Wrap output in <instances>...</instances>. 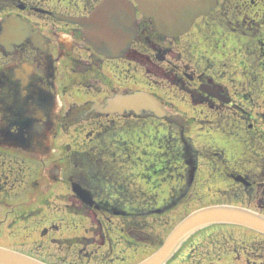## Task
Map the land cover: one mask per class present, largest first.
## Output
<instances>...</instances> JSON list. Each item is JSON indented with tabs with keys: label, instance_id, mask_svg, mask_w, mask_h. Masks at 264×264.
Returning a JSON list of instances; mask_svg holds the SVG:
<instances>
[{
	"label": "flooded vegetation",
	"instance_id": "flooded-vegetation-1",
	"mask_svg": "<svg viewBox=\"0 0 264 264\" xmlns=\"http://www.w3.org/2000/svg\"><path fill=\"white\" fill-rule=\"evenodd\" d=\"M100 1L0 0V158L3 159L0 180L11 174L10 165L14 161L24 160L36 166L34 173H28L31 180L27 188L0 187V238H7L0 241V247L45 264H73L75 252L71 248L78 244L77 236L59 234L50 238L49 234L64 224L72 227L70 220L80 216L75 201L84 193L91 202L80 204L81 211L87 212L86 217L94 213L98 219L97 226L90 221L85 228L98 235L91 245L96 248L93 251L96 257L118 259L121 244L134 249L141 245L151 248L149 256L174 226L164 238L155 240L145 219L162 216L188 201L196 183L200 157L208 163L207 182L217 177L229 181L228 185L223 183L224 190L215 189L220 193L230 191L226 201L264 215V0H216L215 8L197 18L188 32L169 39L158 33L151 18L138 14L137 35L128 53L111 60L88 50V57L83 58L80 53L84 50L83 29L58 16H87ZM50 20L51 25L46 26ZM12 25L19 29L17 36L9 30ZM160 39L163 46L158 44ZM41 40L44 44H39ZM143 46L149 47L147 57L142 53ZM68 56L79 79L56 87L54 65ZM128 56L130 61L123 62ZM109 62L116 71L122 69L117 82L109 81L111 78L104 70ZM138 72L143 74L147 92L161 101L166 115L182 116L184 122L158 119L149 113L144 118L147 127L141 130L142 121L128 122L140 121L143 114L100 112L96 104H105L117 94L139 91L133 89ZM159 77L161 84L157 82ZM76 90L84 91L88 99L65 105L64 97H70L71 101ZM185 98L203 114L204 118L197 120L208 128H227L233 140L232 156L225 148L195 145L189 135L194 126L191 117L173 101ZM47 124L50 126L45 128ZM157 124L160 126L156 127ZM85 128L96 132L86 141H91L96 152L69 150L70 155L54 158L47 170L49 133L57 136L59 131ZM148 128L155 130L152 135ZM158 128L167 133L161 136ZM172 128L177 130L175 135L169 133ZM142 133L148 137L146 148L154 145L157 149H150V157L146 159H143L146 150L141 147ZM17 134L24 136V140L14 139ZM187 142L196 153L191 185L185 177L188 161H179L174 174L164 175L162 169L153 171L164 166L163 151H169L170 146L184 150L182 146ZM113 161L122 162L123 167L111 170ZM47 172L58 191L64 190L74 197L73 204L65 203L58 210L46 206L49 189L43 186ZM142 180L144 187L138 185ZM135 182L137 186L132 187ZM163 188H168L165 193ZM222 195L227 198V194ZM112 208L118 209L117 220L110 222L113 235L109 225L104 227L107 222L98 217L109 216ZM45 221L52 224L40 231L37 225ZM229 226L202 228L201 236L193 233L166 264L183 261L212 264V260L219 262L229 257L244 264H264V236L243 227H238L242 230L238 233ZM38 233L40 237H36ZM55 238H63L69 245L63 243L58 253L46 257L24 248L34 243L43 245ZM254 247L256 253L252 251Z\"/></svg>",
	"mask_w": 264,
	"mask_h": 264
},
{
	"label": "rangeland",
	"instance_id": "rangeland-1",
	"mask_svg": "<svg viewBox=\"0 0 264 264\" xmlns=\"http://www.w3.org/2000/svg\"><path fill=\"white\" fill-rule=\"evenodd\" d=\"M40 17V16H39ZM47 20V19H46ZM46 26H50L51 25V20L48 21L47 23H45ZM70 43V42H69ZM69 43L67 42V44L69 45ZM158 44L161 46H163V42H161V39L159 40ZM81 45H83L84 50H82V52H80L82 54V57H88V50L92 51L90 49V47L84 42L83 38H82V42ZM59 52V51H58ZM60 53V52H59ZM142 53H144V56L147 57L150 54V50L149 47L143 46L142 49ZM149 53V54H148ZM130 61L129 56L125 59H123V62H127ZM120 62V63H123ZM112 63V62H111ZM109 62V64L107 65V63L105 64V72H107L108 76L111 78V80L109 79V81H115L117 82L118 79V75H119V71H121L122 69H119L118 71H116L115 69H113V65ZM128 63V62H127ZM72 65H73V61L71 57H67L65 59H61L60 63L55 64L54 65V69L55 70V74H56V79H55V83L57 84L56 87H58L59 85H61L62 83H66L69 84L71 82H77L78 78V73L72 71ZM134 67H137L138 65H134L132 64ZM110 67L111 69H107L108 67ZM144 68V67H143ZM141 68V69H143ZM111 70V71H110ZM144 70V69H143ZM131 73V72H129ZM135 80H136V84L133 86V89H138V90H144V91H148L147 87L145 86L144 80H143V74L142 72H138L135 74L134 76ZM126 79V78H125ZM133 82V81H131ZM157 82L159 84L162 83L160 77L157 79ZM88 94H86L84 91L82 90H76L74 93V98L69 101L70 97H64V103L66 104H71V103H76V104H80L83 103L85 101V99H88ZM176 105L178 106L179 109L183 110L188 117H191V124H193L194 126L191 127V132L189 133V135L192 137L193 142L195 143V145L197 147H214V148H219V149H226L227 150V154L232 156V143L233 140L232 138L229 136V131H227V128L225 129H210L207 127L206 123H204L203 121L201 122L200 120H197L199 117L200 118H204L203 114L200 113L199 109L190 105L189 104V100L187 98H185L184 100H179L177 101L176 99L173 100ZM59 106V102L56 98V107ZM195 117V118H193ZM208 117V116H207ZM132 120L134 122H132ZM130 120L128 123H137V122H141L143 119H140V121H136L134 119ZM160 123V122H159ZM201 124V125H200ZM148 125H150L148 123ZM160 126V124H157L156 127ZM147 127V125H143L140 129L143 130V128ZM149 130V135H152L154 133L152 128H148ZM148 129L146 131H148ZM94 132L92 129H84V130H67V131H59L58 135H54L53 132L49 133V137L46 140V153L48 154V152H50V157H48L46 159V164H47V170L53 165L52 161L54 160V158L60 156V155H70L71 152H69V150H73V149H86L89 152L95 153L96 149L91 148V141L86 142L89 138H92V136H94ZM144 133V131H143ZM158 133L162 136V133H167L166 130H163L161 128H158ZM171 134L175 135L177 133V130L175 128H172L170 130ZM146 134V133H145ZM143 135V134H140ZM148 141V137L146 135H143L142 137V150H146L143 153V159L149 158L150 154L149 152L150 149L151 150H157L155 149L154 145H150L148 146V148H146L145 143ZM86 142V143H85ZM85 146H84V144ZM146 148V149H145ZM149 154V155H148ZM23 159V158H22ZM3 159L0 158V163ZM112 164L110 165L111 170H118L120 168L123 167V163L122 162H111ZM142 163V162H140ZM154 163V161L152 160V164ZM199 163H200V168L197 172V179H196V183L193 186V188L191 189V195L188 198V201L180 204L176 209H174L171 212L165 213L162 216H151L146 220V223L148 225V228H152V235L154 234L155 240H159L161 238H164L166 233L169 232L170 227L175 226L180 219H182L184 216H186L187 214H189L190 212L197 210L201 207L204 206H208L211 204H219V203H226L229 201L228 200V196H229V192H219L216 191L215 189H217V187H223L224 184L223 183H227L226 185H228L229 181L226 180V182L222 181L220 179V177H217L216 180H211L210 182H207V179L209 178L208 176V163L206 161H203V158H199ZM67 166V165H66ZM174 163H170L169 161L167 162V164L164 165L163 168H159L156 167V170H166V169H170V173H173V171L176 172V168ZM11 169V174L8 176V178H3L0 180V187H5V188H9L11 187L12 189H25L27 188V182L29 180H31V176L28 175V173H34L36 166L33 164L28 163L27 161L24 160H17L14 161V163H12L10 165ZM169 174V173H168ZM174 174V173H173ZM23 176V179H21ZM45 177V185L43 187H45V189H49L47 191V194L45 196V203L47 204L46 206L48 208H50L51 210H58V206H62L65 203H72L74 202V197L72 195H69L66 191L64 190H57V185H55V183H51L50 180L48 179L49 174L47 172V174L44 176ZM168 177V176H166ZM155 178V177H154ZM212 178H214L212 176ZM160 179H157V181H159ZM221 180V181H220ZM174 182V181H173ZM218 182V183H217ZM175 183V182H174ZM133 184V183H132ZM137 182H135L133 186H137ZM138 185H142L144 187V181H141V184ZM130 186V188H132ZM56 189V190H55ZM168 188H163L162 193H165L167 191ZM53 190H55L53 192ZM221 190H224V187L221 188ZM63 194H60V193ZM222 195V194H227V198L225 196H218V195ZM77 204V209H78V216L77 218H74L72 220H70L69 224H72V227H70V225L68 224H64L63 227H61L59 230L55 231V232H51L49 234L50 238L53 237H59L58 235H62L61 237H70L73 235L77 236V245H72V250L75 252V259L73 264H136L139 261H141L142 259L146 258L148 256V254L150 252H152V249H146L144 246H137L136 249L131 248V247H127L126 244L125 245V249H123L124 245H120L119 248V258L116 259L115 257L112 256H105L103 258L101 257H96L95 254L93 253V251H95V247L91 246L92 245V241L93 239L97 238L98 235H94L93 232H88L85 231L86 225H89L90 221H93L92 224L97 226V216L94 213H91V216H87L86 214L87 212L81 211L82 208H80V204H84L83 201L78 197V201H75ZM231 202V201H230ZM144 203V202H143ZM85 214V215H83ZM98 214V213H97ZM99 219L102 220V222L106 223L107 225H104V227L108 226L110 229V233L112 234V230H113V226H111L110 222L117 220L115 217L112 216H107V217H101L100 215L98 216ZM106 221V222H105ZM52 224V221L49 222V224ZM48 222H44L41 226L37 225L38 228H41V230L45 229V226L49 225ZM225 226H229V225H225ZM230 228L232 227V229L236 232L239 233V231H242L241 229L238 228V226L232 225L229 226ZM206 228V227H205ZM99 230L98 227H96V231ZM94 231V230H93ZM99 233V232H98ZM97 233V234H98ZM34 233H32L33 235ZM196 235L201 236V230L196 231ZM213 236H216L215 234H212ZM252 235V234H251ZM28 235H24V237H26ZM39 236V233L36 234V237ZM40 237V236H39ZM249 239L250 236L248 235ZM7 238L6 236H2L0 238V241H6ZM40 240H42L40 238ZM46 239H44L45 241ZM61 241V243H60ZM69 245V243H65L63 238H55V239H49L47 242H45L43 245H39L37 243L34 244H30L29 246H25L24 248H28L31 251L41 254L43 256H47L50 254H55L58 253L59 250H61L62 246H64V244ZM260 245V244H259ZM3 246H7L10 247V245H3ZM59 247L61 249H59ZM64 248V247H63ZM257 247H254V253L257 252L256 250ZM123 249V250H122ZM142 250V252H141ZM248 250H250V248H248ZM100 251V250H99ZM63 251H60V253ZM121 252V253H120ZM95 256V257H94ZM99 256H102V254H100ZM115 258V259H114ZM69 260H66V262H68ZM239 260H234V258L229 257L225 260L222 261H215L212 260L211 263L212 264H244V262ZM197 262L193 263L191 262L190 264H196ZM182 264H189L185 261H183ZM199 264H210V262H204V263H199Z\"/></svg>",
	"mask_w": 264,
	"mask_h": 264
},
{
	"label": "water",
	"instance_id": "water-1",
	"mask_svg": "<svg viewBox=\"0 0 264 264\" xmlns=\"http://www.w3.org/2000/svg\"><path fill=\"white\" fill-rule=\"evenodd\" d=\"M102 0L88 17L74 19L63 18L73 24H79L85 30V42L93 50L107 58H119L129 49L137 32V12L152 17L157 29L166 37L181 35L190 29L194 20L207 14L215 0ZM29 28L27 27V30ZM15 27L13 35H18ZM31 35V33L29 32ZM40 44V42H39ZM38 46V43H37ZM133 110L153 112L167 121L178 122L177 116L166 117L159 101L145 92L131 95H117L108 100L104 113H119ZM47 124L45 128L49 127ZM86 202L89 199L81 194ZM213 224H231L245 227L264 235V216L240 207L214 205L198 209L179 222L163 241L159 249L138 264H164L181 242L196 230ZM0 264H44L33 258L0 247Z\"/></svg>",
	"mask_w": 264,
	"mask_h": 264
},
{
	"label": "trees",
	"instance_id": "trees-1",
	"mask_svg": "<svg viewBox=\"0 0 264 264\" xmlns=\"http://www.w3.org/2000/svg\"><path fill=\"white\" fill-rule=\"evenodd\" d=\"M182 147H184L185 149L177 150L175 149L176 147L170 146V150L165 152V154L167 155L165 157L167 161L171 160L172 162L181 161V160H183L184 162L188 161L187 170H186L187 172H185V177L189 185H191V183L193 182V173L196 165V161H195L196 153L192 152L191 146L190 144H188V142L187 144L184 143ZM191 157H192V162H190ZM165 172H170V169H166ZM117 210L118 209L116 208H112L110 213L117 214Z\"/></svg>",
	"mask_w": 264,
	"mask_h": 264
}]
</instances>
